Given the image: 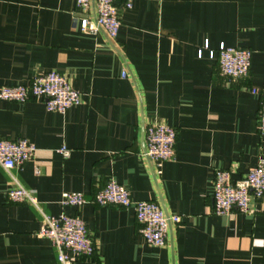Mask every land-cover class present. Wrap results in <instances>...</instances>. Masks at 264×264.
<instances>
[{
  "label": "crops",
  "instance_id": "crops-1",
  "mask_svg": "<svg viewBox=\"0 0 264 264\" xmlns=\"http://www.w3.org/2000/svg\"><path fill=\"white\" fill-rule=\"evenodd\" d=\"M118 7L121 27L110 40L81 32L72 0H0V90L55 71L82 95L65 114L47 111L44 100H0V136L37 148L12 175L45 214L85 223L96 251L75 264H264V198L224 216L213 202L216 170L239 181L264 157L260 97L252 93L264 86V0H135L131 10L121 0ZM86 15L95 20L94 1ZM222 44L252 52L248 78L229 84L221 75L210 51ZM153 124L178 135L175 160L160 169L143 157ZM110 181L133 201L182 218L165 247L142 238L134 208L92 203ZM14 187L0 165V264H61L51 241L37 235L39 211L7 200ZM67 193L88 203L63 207Z\"/></svg>",
  "mask_w": 264,
  "mask_h": 264
},
{
  "label": "built area",
  "instance_id": "built-area-1",
  "mask_svg": "<svg viewBox=\"0 0 264 264\" xmlns=\"http://www.w3.org/2000/svg\"><path fill=\"white\" fill-rule=\"evenodd\" d=\"M76 6V19L84 34L98 35L104 32L110 40L118 37L121 18L118 4L121 0H72ZM92 1L96 4L97 16L91 20L86 15ZM135 0H123V7L131 10ZM208 50V44L205 46ZM203 57V50L199 58ZM210 57L218 63L220 73L228 79L229 84L248 78L252 64V52L249 49L227 48L222 44L218 51H210ZM126 77V74H123ZM252 93L260 97L258 113V134L264 139V86L253 89ZM0 100L25 104L31 100H44L47 111L65 114L82 103V95L75 90L70 81L63 75L52 71L36 75L21 86H4L0 90ZM146 149L144 159L154 162L157 169L163 163L176 158L177 131L164 124H153L146 127ZM37 152L34 144L25 139L8 140L0 136V165L11 176L15 187L8 190L7 200L12 204H29L35 207L42 216L38 237L51 241L58 252L61 264H75L77 261L90 258L95 254V242L85 223L79 217H70L64 213L59 216L45 214L38 199L12 175V171L22 169L32 160ZM65 158L70 156L67 148L59 151ZM160 173V172H159ZM264 198V157L258 165L249 170L239 181L232 179L231 170L214 172L213 202L214 213L219 216L234 212L247 213L251 200ZM85 196L80 193H67L63 196V207H82L87 204ZM98 207L134 208L139 226V234L149 245L163 248L168 244L172 226H178L182 218L178 215H167L155 202L133 201L129 191L116 181H110L104 190L98 192L93 201Z\"/></svg>",
  "mask_w": 264,
  "mask_h": 264
}]
</instances>
